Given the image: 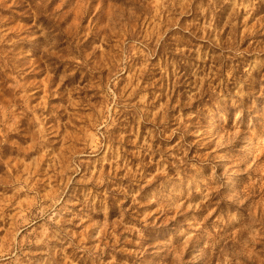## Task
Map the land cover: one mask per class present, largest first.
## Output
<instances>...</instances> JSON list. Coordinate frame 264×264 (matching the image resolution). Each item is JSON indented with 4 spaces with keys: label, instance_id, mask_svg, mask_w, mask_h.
<instances>
[{
    "label": "rangeland",
    "instance_id": "obj_1",
    "mask_svg": "<svg viewBox=\"0 0 264 264\" xmlns=\"http://www.w3.org/2000/svg\"><path fill=\"white\" fill-rule=\"evenodd\" d=\"M6 3L11 4V0ZM55 3L60 6V0ZM94 3L96 0L86 3L74 23L90 28L94 18L88 11ZM71 4L72 0H66L62 9L70 10ZM193 7L189 6L183 16L176 19L183 24L193 14ZM26 9L31 10L27 3L0 9V37L22 42L19 38L26 37L29 31ZM222 12L220 8L214 13L217 21ZM70 14L66 11V16ZM166 21L168 24L173 22L172 14L151 19L141 17L132 32L140 39L155 40L152 26L157 25L163 31ZM87 36L91 39V31ZM112 36L111 47L104 48L93 60L99 66L98 71L81 72L76 65L82 64V60L58 51L57 56L52 57L56 64L50 65L56 71L44 70L47 61L40 59L31 60L28 65L18 63L20 86L9 88L5 85L0 89V127L5 128L7 137H14L17 128L30 122L35 133L30 144L14 153L6 149L0 159V244L5 249L11 245L19 247L14 264H85L88 253L82 249L90 250L97 245L104 248L105 264L113 258L115 264H125V261L127 264H172L168 242L172 225L180 222L188 228L190 224H198L211 230L212 225L226 219V201L230 193L226 185L218 186L213 182L212 165L208 163H215L217 174L222 167H230L223 159V149L217 148L213 138L218 139V132L222 134L224 129L205 130L195 120L178 124L176 117L180 109L172 110L179 91L189 87L195 91V81L186 84L182 77L178 88L172 85L173 94L165 95L169 84L161 79L159 70L154 69V62L144 63L141 55L144 49L139 46L136 36L116 30L112 31ZM233 41L242 46L248 43L246 35L239 31L233 35ZM196 43L193 40V45ZM195 56L196 53L191 52L189 63ZM201 67L210 68L211 62ZM62 70L69 73L63 82L60 79ZM113 79L114 96L108 92ZM9 83L14 82L9 78ZM146 87L151 108L137 123L133 105ZM165 104V111L153 121L151 111L155 106ZM54 107L56 111H52ZM187 114L185 111L184 115ZM52 126L56 127V133L48 135ZM198 131L203 135H196ZM149 133L152 134L153 152L145 154L141 148ZM164 136L167 139H162ZM160 165L169 172L177 166L185 169L191 181V187L186 180L182 190L186 203L175 213L165 211L162 215L157 203L149 202L143 193L137 201L131 198L125 201L112 195L116 181L122 180L127 170L143 168L147 175ZM197 186L209 191L215 188L212 199L203 203L202 193L195 191ZM85 193L89 197L95 196L98 208L101 195L97 193H101L105 211L83 212ZM188 203L199 204V208L186 211ZM53 214L56 222L48 219ZM145 215L149 225L155 222L161 227L145 228L141 222ZM257 215H260L259 211ZM245 226L241 218L225 225L230 230L228 233L220 228L217 232L242 241L247 238ZM42 227L48 228V234L45 241L37 245L33 241L39 238ZM137 229L143 232V237ZM180 239L177 237L172 243L179 245ZM138 240L139 244L136 243ZM210 255L211 264H217L221 259L219 248Z\"/></svg>",
    "mask_w": 264,
    "mask_h": 264
},
{
    "label": "clouds",
    "instance_id": "obj_2",
    "mask_svg": "<svg viewBox=\"0 0 264 264\" xmlns=\"http://www.w3.org/2000/svg\"><path fill=\"white\" fill-rule=\"evenodd\" d=\"M17 3H27L31 9L25 10L29 31L26 37L19 38L22 42L15 39L6 41L0 37V89L5 85L9 88L20 86L17 80L21 76L18 63L28 65L31 60L40 59L47 61L44 70L49 73L56 71L50 65L56 64L52 57L57 56L58 51L68 52L73 59L78 57L82 60V64L76 65L81 72L98 71L99 66L93 60L104 48L111 47L113 30L121 33L127 31L136 36L139 46L144 49L141 53L144 63L154 62V69L159 70L161 79L169 84L165 95L170 97L173 94L172 85L178 88L182 77L186 84L195 81V91L191 87L179 91L172 110L180 109L176 117L178 124L184 120H195L205 130L224 129L222 134L218 132V139L213 138L216 139L217 148L223 149V159L230 167H222L217 174L215 163H208L212 165L213 182L218 186L221 183L226 185L230 193L226 201L228 213L226 219L222 218L219 224L212 225L211 230L198 224H190L188 228L180 222L172 225L168 240L172 264H185V257L187 264H211L210 253L217 248L221 257L217 264H232V261L235 264H264V0H96L88 11V15L94 18L90 28L87 25L79 26L74 20L79 19L85 4L92 3V0H72L70 10L62 9L66 0H60V6L55 0H11V4L0 0V9L5 6L12 8ZM191 5H194L193 14L181 24L176 18L182 17ZM220 8L223 12L217 21L214 13ZM66 11L72 14L66 16ZM169 14H172L173 22L168 24L166 21L163 31L157 25L152 26L155 40L140 39L132 32L141 17L151 19ZM89 31L92 33L91 39L87 36ZM237 31L246 35L247 45L233 41ZM193 40L197 41L196 45H193ZM193 51L196 53L195 60L189 63L188 56ZM209 62L210 68L201 67ZM218 63L219 68L216 67ZM62 71L61 82L69 75L67 70ZM9 78L14 83H9ZM114 84L115 79L108 86V92L113 96ZM84 86L88 87L87 84ZM133 107L136 109L137 123H140L151 108L147 87L141 90ZM166 108L167 104L155 106L150 118L154 121L155 116ZM56 110V107L52 109ZM185 111L187 116L184 115ZM15 131L16 135L8 138L5 128L0 127V159L6 149L14 153L35 139L31 122ZM55 133V126L48 129V135ZM151 135L148 134L141 148L145 154L153 152ZM196 135L203 133L198 131ZM162 139H167V136ZM186 180L191 187L185 169L179 166L169 172L160 165L147 175L143 168L136 171L129 169L122 180L116 181L112 195L125 201L129 198L137 201L143 193L149 202L157 203L162 215L165 211L175 213L186 203L182 191ZM195 191L202 193V202L207 203L216 189L209 191L206 187L197 186ZM97 195H101L99 208L95 196L84 194L83 212L105 211L103 195ZM194 208L198 209L199 204L188 203L186 211ZM241 218L246 223V239L237 241L232 235L218 234V228L228 233L230 230L225 225ZM48 219L56 222L54 214ZM141 222L145 228L161 227L155 222L149 225L147 215ZM137 232L143 237V232L139 229ZM47 234L48 228L42 227L39 238L33 242L37 245L43 243ZM177 237L181 238L179 245L172 243ZM229 241H232L231 246ZM19 250L16 245L5 249L0 244V264H14ZM82 251L88 253L85 264L88 260L91 264H105L104 248L99 245ZM107 264H115L114 258L108 260Z\"/></svg>",
    "mask_w": 264,
    "mask_h": 264
}]
</instances>
